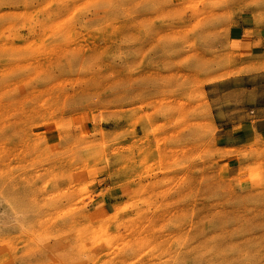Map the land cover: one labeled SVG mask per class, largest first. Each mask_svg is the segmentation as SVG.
<instances>
[{"label": "rangeland", "instance_id": "374dc122", "mask_svg": "<svg viewBox=\"0 0 264 264\" xmlns=\"http://www.w3.org/2000/svg\"><path fill=\"white\" fill-rule=\"evenodd\" d=\"M241 13L264 0H0V264H264V137L219 138L264 115Z\"/></svg>", "mask_w": 264, "mask_h": 264}, {"label": "crops", "instance_id": "0c3cea01", "mask_svg": "<svg viewBox=\"0 0 264 264\" xmlns=\"http://www.w3.org/2000/svg\"><path fill=\"white\" fill-rule=\"evenodd\" d=\"M225 45L230 51L245 57L264 59V24L255 23L246 13L237 15L225 33ZM236 126L241 127L236 131ZM252 136L264 137V115L254 120H240L237 124L222 128L219 138L224 147L236 148L244 145ZM108 205L111 207L112 202L107 201L102 205L103 212L107 211Z\"/></svg>", "mask_w": 264, "mask_h": 264}]
</instances>
